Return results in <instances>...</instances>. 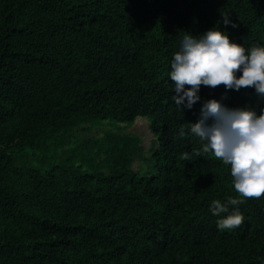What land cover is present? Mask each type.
<instances>
[{
  "label": "trees",
  "instance_id": "trees-1",
  "mask_svg": "<svg viewBox=\"0 0 264 264\" xmlns=\"http://www.w3.org/2000/svg\"><path fill=\"white\" fill-rule=\"evenodd\" d=\"M214 26L264 43V0H0V264H205L200 251L206 264H261L264 195L220 231L210 202L237 193L205 174L218 158L195 151L198 137L178 135L224 86L202 85L184 112L171 101L172 53ZM224 103L264 109L251 87ZM137 115L161 133L151 157L123 131L99 136Z\"/></svg>",
  "mask_w": 264,
  "mask_h": 264
},
{
  "label": "clouds",
  "instance_id": "clouds-1",
  "mask_svg": "<svg viewBox=\"0 0 264 264\" xmlns=\"http://www.w3.org/2000/svg\"><path fill=\"white\" fill-rule=\"evenodd\" d=\"M222 17L224 26L237 27L230 12ZM168 76L173 86L171 101L183 112L202 100V85L225 88L220 99L203 100L198 120L183 123L178 135L198 137L202 145L195 150L198 154L211 153L230 167L237 195L213 199L209 211L217 217L220 231L237 230L246 221L240 205L264 195V109L258 113L250 106L230 107L224 100L228 91L249 87L264 100V43H238L220 26L198 35L186 32L172 53ZM189 155L181 153L184 158Z\"/></svg>",
  "mask_w": 264,
  "mask_h": 264
},
{
  "label": "rangeland",
  "instance_id": "rangeland-1",
  "mask_svg": "<svg viewBox=\"0 0 264 264\" xmlns=\"http://www.w3.org/2000/svg\"><path fill=\"white\" fill-rule=\"evenodd\" d=\"M22 121L18 118H14L13 120H10L7 124L1 126V135L8 139L12 133H15L19 127L21 126ZM104 126H100L101 133H99V136H103L104 132L103 130H109L113 128L115 131H123L124 133L130 135L132 138L136 139L139 142V145L144 148L145 153L147 156L151 157L155 151H157L160 148V135L161 133L156 130L155 123L153 120L146 115H137L133 120L131 121H124V122H111V121H103ZM112 125L114 127H112ZM8 141V140H7ZM213 162V169L210 170L209 166L205 169V174L210 177V179L220 188H223V185L225 183L229 182L228 185L232 186V177L230 175V167L223 163L222 160L217 159V161L212 160ZM149 164L147 163H141L137 162L135 164L136 170L139 173L141 170L145 173H148L150 171ZM223 170H221V167ZM214 169L220 170L219 172H223L224 176L219 177L217 176L216 172H214ZM221 175V174H220ZM224 237H218L216 240L220 243ZM202 248H205L208 250L211 247V242L204 240ZM231 245V244H230ZM232 246V245H231ZM209 251V250H208ZM201 253L199 256L201 257V263H205L209 256H205V254Z\"/></svg>",
  "mask_w": 264,
  "mask_h": 264
}]
</instances>
